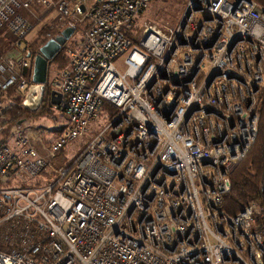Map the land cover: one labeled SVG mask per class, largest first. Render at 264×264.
Here are the masks:
<instances>
[{
	"label": "built area",
	"instance_id": "2783aa9c",
	"mask_svg": "<svg viewBox=\"0 0 264 264\" xmlns=\"http://www.w3.org/2000/svg\"><path fill=\"white\" fill-rule=\"evenodd\" d=\"M150 3L0 0V28L22 51L37 26L23 11L53 12L40 24L47 38L84 23L53 82L68 116L62 134L45 154L30 130L0 142V264H264V202L231 215L222 206L258 133L264 7L187 0L175 25L145 21L134 43L126 32ZM17 52L0 58V114L2 94L31 83ZM105 102L115 111L90 130ZM82 136L72 165L44 176Z\"/></svg>",
	"mask_w": 264,
	"mask_h": 264
},
{
	"label": "trees",
	"instance_id": "16d2710c",
	"mask_svg": "<svg viewBox=\"0 0 264 264\" xmlns=\"http://www.w3.org/2000/svg\"><path fill=\"white\" fill-rule=\"evenodd\" d=\"M258 3L264 5V0H255ZM48 28L41 27V33ZM142 30L141 25H135L133 28L128 29L126 35L130 37L134 43L137 41V36ZM15 34L12 30H8L6 27L0 28V57L8 49H11ZM43 36V35H42ZM45 42L43 37L40 38V45ZM39 45V47H40ZM69 46V43L59 49L56 56L51 60L59 69L66 66V52L65 48ZM38 51V47L30 50L32 57L35 56ZM25 52L24 54H26ZM24 75L31 80L33 73V67L25 68ZM17 85L9 87L2 95L6 97V108L0 114V125L8 124L12 121H17L22 115H48L53 109L54 105L50 102V90L47 91L41 107L38 110L31 111L28 107L22 104V100L25 97V91H19ZM51 88L50 84L47 86ZM108 107L109 115H112L115 111L114 107L108 102L104 103V107ZM256 109L258 112V126L257 135L250 150L243 156L239 163L233 168L230 181L232 182L231 190L225 194L222 206L230 215L236 214L243 209V206L253 200L261 199L264 202V86L258 92ZM5 139H1L3 141ZM61 148L58 152L62 151Z\"/></svg>",
	"mask_w": 264,
	"mask_h": 264
},
{
	"label": "rangeland",
	"instance_id": "374dc122",
	"mask_svg": "<svg viewBox=\"0 0 264 264\" xmlns=\"http://www.w3.org/2000/svg\"><path fill=\"white\" fill-rule=\"evenodd\" d=\"M187 0H151L150 6H147V9L145 10V13L138 19V24H142L143 22L147 21L150 23H153L150 19H155L156 21L160 22V23H166V25H163L164 27H162V25H158L157 26H161L163 29H166V26L169 25L170 23H174V21L176 19H178L180 17V15L183 12V6L186 4ZM258 3V2H257ZM260 4L262 7H264V5ZM42 8H39L36 10V15L31 14V13H27L26 11H23V13L28 16L31 20L33 21H37V26H35L33 28V31H31L29 33L28 37H32L34 34H36L38 31L37 29L40 27L43 23L44 18H48L49 20H51L54 15L53 12H47V11H42ZM40 17V18H39ZM43 19V20H42ZM42 20V21H41ZM177 21V20H176ZM155 24V23H153ZM175 24V23H174ZM84 23L81 24L80 28L78 30H76L73 35L70 36L69 38V43L74 44V41L72 40H76L79 39L81 37L82 31L81 29H84ZM38 27V28H37ZM44 27V26H43ZM47 31V30H46ZM45 31V32H46ZM44 32V33H45ZM58 32H56L54 30V34H56ZM42 33L39 32V35L36 36V38L32 41V45L33 47H38L39 43H40V38ZM140 42V37L139 35L137 36V41L136 43L139 44ZM70 45V44H69ZM1 58V57H0ZM117 65L120 68H123V63L121 62V59L116 60ZM49 65V77L52 79V74L56 73L57 68H55L56 66L53 65L52 63H48ZM49 78V80H51ZM54 81V79L52 80ZM3 97V95H2ZM4 102L7 103V101L4 99ZM61 108V107H60ZM59 107H56L50 111V114L48 115H25L27 116L24 120H20V121H12L8 124H3V126L0 125V140L1 139H7V140H11L13 138V136H15L16 134V129L15 127H18V129H25V130H30V132L32 133L31 137L32 140H34L35 136H34V132L33 130H36L38 132H40V136L43 137L44 142L46 147H48L52 142H51V136L49 134H47L46 132H44L45 128H51L52 126L56 125L57 123L62 121L63 115L60 112ZM108 107H105L102 110V114L93 122L90 123V130H93L94 128L97 127H104L105 124L107 123L108 120ZM24 115H22L20 117L23 118L25 117ZM31 128V129H30ZM33 129V130H32ZM49 138V139H45V137ZM87 141V137L86 136H82V137H78V139H75L73 142L67 144L62 151H60L56 156L51 157L47 160L48 165H50V167L48 168V172H45L43 175L46 177L52 176L54 175V171H56L58 168H60L61 166H70L72 165L74 159H76L77 157V153H80L81 149L83 148V146H85ZM51 142V143H50ZM37 144L39 145L38 141ZM42 144V143H41ZM40 149H41V145ZM45 147V148H46ZM53 170V171H52ZM41 178V177H40ZM44 178L42 177V180ZM46 180V179H44Z\"/></svg>",
	"mask_w": 264,
	"mask_h": 264
},
{
	"label": "water",
	"instance_id": "95a60500",
	"mask_svg": "<svg viewBox=\"0 0 264 264\" xmlns=\"http://www.w3.org/2000/svg\"><path fill=\"white\" fill-rule=\"evenodd\" d=\"M74 31V27L66 26L63 30L61 29L60 32L46 39L45 42L38 47L37 54L32 64V80L30 85L27 86L25 97L22 100V104L31 111L38 110L41 107L48 90H50V102L55 105L61 104V97H63L62 93L55 88H47L49 85L47 78L49 69L48 63L56 56L59 49L66 44L68 41L67 39ZM27 54L31 57L30 52Z\"/></svg>",
	"mask_w": 264,
	"mask_h": 264
},
{
	"label": "crops",
	"instance_id": "0c3cea01",
	"mask_svg": "<svg viewBox=\"0 0 264 264\" xmlns=\"http://www.w3.org/2000/svg\"><path fill=\"white\" fill-rule=\"evenodd\" d=\"M153 23H155V24H158V25H162V27H164L163 25H166V23L167 22H165V23H160V22H158V21H156L155 19H150ZM177 20V19H176ZM176 20L174 21V23L176 24ZM174 23H170L169 25H167L166 26V28H168L169 26H172ZM136 24L137 25H141L142 26V24H138V20H137V22H136ZM174 24V25H175ZM41 27H43V26H41ZM161 27V28H162ZM38 28V27H37ZM41 28L39 27L38 29H37V33L36 34H34L32 37H28V36H26L25 38H24V40L22 41L23 42V45L25 46V51H22V50H19L21 47H15V46H13L12 45V47H11V49H8L4 54H7V53H10L11 51H18L17 53H15V54H17V56L16 57H19L20 55H22V53H23V55H24V53L25 52H30V50H33V48H35V47H33V45L31 44L32 43V41H31V39H35L36 38V36L37 35H39V32L41 31L40 30ZM75 32V31H74ZM73 32V33H74ZM41 33V32H40ZM43 35V36H42ZM42 37L46 40V39H48L47 37H45L44 35H45V33L43 34L42 33ZM71 35H73V34H71ZM70 35V36H71ZM70 38V37H69ZM69 38L67 39L68 41H69ZM77 40V39H76ZM40 41V40H39ZM66 42V44L67 43H69V42ZM72 41H74V40H72ZM14 44V43H13ZM43 44V43H42ZM41 44V45H42ZM65 44V45H66ZM69 44H71V43H69ZM40 45V44H39ZM39 45H38V47H39ZM64 46V45H63ZM62 46V47H63ZM26 53V54H27ZM30 54H31V52H30ZM36 54H37V52H36ZM36 54H35V56H36ZM3 55V54H2ZM27 58H29V67L30 66H32V64H33V61H34V59H35V56L34 57H32V54H31V57H29L28 56V54L27 55H25ZM66 56H67V59H66V63H67V61H68V59H69V56L67 55V53H66ZM52 60V59H51ZM49 61L50 63H52L53 65H55L52 61ZM56 67L55 68H57V72L56 73H53L52 74V79L49 77V73H50V71H49V69H48V73H47V78H48V82H49V84H50V86H51V88H54V81H52L53 79L55 80L56 79V76L58 75V72H60V70L61 69H59L58 68V66L57 65H55ZM28 67V68H29ZM33 67V66H32ZM64 68V67H63ZM6 75V72H5V70H4V68L0 65V80L4 77ZM32 76V75H31ZM49 78L51 79V80H49ZM32 80V79H31ZM26 92V91H25ZM61 104L60 105H55V104H53L54 105V108H56V107H61L59 110H60V112H61V114L63 115V118H62V121L61 122H59V123H57L56 125H54V126H52L51 128H45V130H44V132H46L47 134H49L50 136H51V142H54L55 141V139L60 135V134H62V132H63V130L66 128L65 126H66V124L68 123V116H67V114H65V112H64V108H63V106H64V102H63V98L61 97ZM110 104V103H109ZM104 107V106H103ZM102 107V108H103ZM104 109V108H103ZM25 116V115H24ZM108 116H109V114H108ZM27 116H25V117H23V118H21L22 120H24L25 118H26ZM20 119V117H19V120L18 121H20L21 120ZM15 129H16V127H15ZM31 129V128H30ZM33 130V129H32ZM33 132H34V136H35V138H34V143H35V145H36V147H37V150L40 152V153H46V145H45V143H43L44 142V138L43 137H41L40 135V132H38V131H36V130H33ZM45 137V136H44ZM45 139H49V138H47V137H45ZM37 141H38V143H39V145H41L42 147H41V149H40V146L37 144ZM50 142V143H51ZM42 143V144H41ZM64 151V150H63ZM78 154V153H77Z\"/></svg>",
	"mask_w": 264,
	"mask_h": 264
},
{
	"label": "flooded vegetation",
	"instance_id": "af4514ba",
	"mask_svg": "<svg viewBox=\"0 0 264 264\" xmlns=\"http://www.w3.org/2000/svg\"><path fill=\"white\" fill-rule=\"evenodd\" d=\"M29 85H30V84H29ZM26 88H27V87H26ZM47 88H48V87H47ZM25 90H26V89H25ZM25 90H24V91H25Z\"/></svg>",
	"mask_w": 264,
	"mask_h": 264
}]
</instances>
